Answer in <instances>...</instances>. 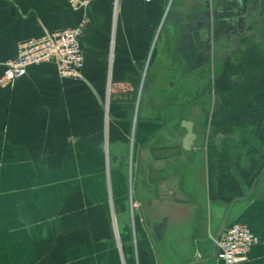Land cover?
Returning a JSON list of instances; mask_svg holds the SVG:
<instances>
[{
    "label": "crops",
    "instance_id": "0c3cea01",
    "mask_svg": "<svg viewBox=\"0 0 264 264\" xmlns=\"http://www.w3.org/2000/svg\"><path fill=\"white\" fill-rule=\"evenodd\" d=\"M168 1L0 0V75L20 43L59 29L81 26L85 57L81 78L42 63L0 86V264H225L216 240L235 222L258 238L240 264H264V172L206 209L204 144L184 149L191 118L150 90L206 64L190 27L211 37L220 0L172 2L160 34ZM115 193L137 194L133 226L116 223Z\"/></svg>",
    "mask_w": 264,
    "mask_h": 264
},
{
    "label": "rangeland",
    "instance_id": "374dc122",
    "mask_svg": "<svg viewBox=\"0 0 264 264\" xmlns=\"http://www.w3.org/2000/svg\"><path fill=\"white\" fill-rule=\"evenodd\" d=\"M174 1H176L174 4L175 7L181 0L168 1L167 8L164 12V19L158 29L160 34L161 31L168 29L167 24H165V17ZM246 34L245 38H248V40L255 38L252 36L251 32ZM220 41L219 48L218 45H216L212 50L210 60L206 61V64L203 66H200V68L197 69L198 71L189 73L187 78H184L183 80L177 78L176 81L172 80L173 88L170 87V83L166 80L162 81L163 84L161 87L158 85L150 87V90L157 94L162 88L166 92L163 94V98L166 100H173L170 102L178 104L179 107L175 109V111L179 109L182 112H187L188 114H186L185 117L191 118L190 120L194 122V132H197L199 135L198 139L196 138L195 143H203L205 147L204 152L206 154V193H204V196H206V209H209L210 207L226 208L239 194L246 195L252 187V185H250V175L257 173L258 169L264 165V132H260L263 131L264 122L259 121L258 118H255L256 114L252 113L248 120H244L241 124H239V122L234 124L225 121V119L221 120L220 117H223L224 113L217 112L220 106L225 109L221 95L223 94L226 97L232 98L234 97L233 94H235L233 87L221 84L224 79L223 77H220L221 75L224 76L225 74L228 80L233 84L243 85L242 73L247 69L246 60L248 57L250 61H256L255 67H253L257 71L256 73H263L264 76V43L258 37L251 40V42L244 47L243 58L239 55L235 56L230 54V46L227 42H225L224 39H221ZM258 58H260V60ZM263 80H260L259 78L257 79L256 77L250 81L254 84V86L251 85L254 90L253 94H258L255 95V102L258 106H256L254 112L264 111V106L262 104L260 105V102L264 100V97L261 99V96H264ZM216 82L221 84V86L217 87V90L215 88ZM222 83L224 84V81ZM198 84H200L199 87H197ZM185 88H187V94L190 98L189 103H187L189 105L184 104V96L182 97V93H185ZM201 88L203 89L204 95L200 92ZM173 91L178 92V94L172 98ZM179 92H181L180 95ZM196 95H200L199 98L201 99L198 100V97H195ZM193 96L195 99H191ZM238 98L239 96L237 95V99ZM229 109L230 107L226 108V111H229ZM174 112L171 113L173 119L175 117L173 116ZM226 119L229 118L226 117ZM190 120L185 119L184 121ZM183 128L184 130L186 129L185 127ZM225 128L229 131L226 132ZM169 136V141H172L174 138L172 133H169ZM131 138L132 143L129 156L131 157L130 171L132 173V151L134 150L133 135ZM165 146H163V148H165ZM169 151L171 152V150ZM224 151H227L225 152V156ZM261 171L262 174L264 168ZM261 174L259 175V178L261 177ZM236 182L239 184H236ZM255 182L253 183V186ZM130 184L128 182V185ZM235 185L240 187L235 188ZM236 191H242L243 193H237ZM115 194L116 206L127 204L126 214H124L120 208L117 209L115 215L116 223L118 222L122 224L126 221H131V225L133 226L135 211H137L138 207L137 194ZM131 231V238L134 239L133 230Z\"/></svg>",
    "mask_w": 264,
    "mask_h": 264
},
{
    "label": "built area",
    "instance_id": "2783aa9c",
    "mask_svg": "<svg viewBox=\"0 0 264 264\" xmlns=\"http://www.w3.org/2000/svg\"><path fill=\"white\" fill-rule=\"evenodd\" d=\"M92 0H69L75 11L85 9ZM151 2L152 0H145ZM81 26L46 32L43 36L20 43L14 56L4 62L0 86L9 88L27 75L28 69L42 63H54L61 78H81L85 57L81 45ZM258 243V238L240 222L226 226L216 240L218 257L225 264H240Z\"/></svg>",
    "mask_w": 264,
    "mask_h": 264
},
{
    "label": "flooded vegetation",
    "instance_id": "af4514ba",
    "mask_svg": "<svg viewBox=\"0 0 264 264\" xmlns=\"http://www.w3.org/2000/svg\"><path fill=\"white\" fill-rule=\"evenodd\" d=\"M213 14L211 32L213 35L211 37L207 36L205 40L200 37V40L196 41L194 34L200 25L196 23L190 27L192 30L190 31L191 43L195 45L192 50L202 48V51L206 52V61L210 60L214 47L218 45L219 48L221 39H224L230 46V54L240 57H243L244 47L251 40L258 37L264 43V0H247L245 4L242 0L241 5H235L233 0H220ZM210 18V13L206 12V22L203 24L206 28L211 26ZM249 32L255 38L246 39L245 35Z\"/></svg>",
    "mask_w": 264,
    "mask_h": 264
},
{
    "label": "trees",
    "instance_id": "16d2710c",
    "mask_svg": "<svg viewBox=\"0 0 264 264\" xmlns=\"http://www.w3.org/2000/svg\"><path fill=\"white\" fill-rule=\"evenodd\" d=\"M243 58H244V52H243ZM258 59L260 60V58H258ZM246 63H247V69L244 73H242V78H243L242 84L243 85H238L235 83L233 84L232 82H230L228 80V78L225 76V74H224V76L223 75L220 76V77L224 78L223 79L224 84L222 83L223 81L221 82L222 85H224V86L228 85L230 87H233V90H235V94H233L234 97H232V98L226 97L221 93L222 94L221 96H222L223 102H224V106H225V109L220 106V108L217 110V112H219V113H221V112L224 113L223 117L222 116L220 117L221 120L225 119V121H227V122H232L234 124H237L236 122H239V124H241V122H244V120H248V118L250 117V114L254 113V114H256L255 118H258L259 121L264 122V111L254 112L256 109V106H258V105H256V102H255L256 101L255 95H258V94H253L254 90L252 89V86H254V84L250 82L251 79L256 78V77H257V79L259 78L260 80H263L264 76H263V73H260V72H259L260 74L256 73L257 71L255 70V68H253V67H255L256 61H250L247 57ZM221 84L219 82L215 83L216 90H217V87L221 86ZM237 95L239 96L238 99H237ZM262 97H264V96H261V99H263ZM263 101L260 102V105L262 104L264 106ZM228 107H230V109H229V111H226V108H228ZM226 117L229 119H226ZM262 130L263 131H260V132H264V127ZM228 131L229 130L226 129V132H228ZM225 152H227V151H224V156L226 155ZM228 159H229V157H228ZM263 168H264V165L258 169L257 173L251 174V175L249 174L251 177L250 178V183H251L250 185H253L255 180L261 174V172H262L261 170H263ZM236 184H239V183L236 182ZM239 187L240 186L235 185V188H239ZM236 192L237 193H243L242 191H236ZM241 195H243V194H239L238 196H241Z\"/></svg>",
    "mask_w": 264,
    "mask_h": 264
},
{
    "label": "water",
    "instance_id": "95a60500",
    "mask_svg": "<svg viewBox=\"0 0 264 264\" xmlns=\"http://www.w3.org/2000/svg\"><path fill=\"white\" fill-rule=\"evenodd\" d=\"M235 5H241L242 4V0H233ZM244 4L247 2V0H243ZM235 14V12H234ZM195 39L196 41L200 40V31L197 30L195 31ZM182 126L186 128L187 130V134L185 135L184 139H183V148L186 150H190L193 146V144L195 143V140L197 138L196 133L194 132V122L193 121H183L182 122ZM226 223V222H225ZM224 223V225H225ZM221 233L218 236V239L220 238Z\"/></svg>",
    "mask_w": 264,
    "mask_h": 264
}]
</instances>
